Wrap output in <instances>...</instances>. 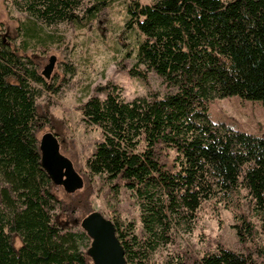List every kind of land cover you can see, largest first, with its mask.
<instances>
[{"label":"trees","instance_id":"1","mask_svg":"<svg viewBox=\"0 0 264 264\" xmlns=\"http://www.w3.org/2000/svg\"><path fill=\"white\" fill-rule=\"evenodd\" d=\"M117 1L22 0L35 27L25 35L36 23L88 27ZM126 12L136 38L130 75L146 80L153 72L168 91L125 102L109 83L96 89L105 99L93 96L80 111L103 137L87 161L89 174L130 191L141 209L142 239L112 221L126 264H152L153 252L171 243L172 220L195 218L208 201L234 204L245 192L264 220V138L208 115L213 101L233 96L264 105V0H132ZM44 87L32 61L0 36V264H93L88 234L56 220L57 210L82 207L63 205L42 165L37 134L50 126L61 136L39 103ZM240 218L237 232L247 246L255 226ZM260 253L219 247L169 264H264Z\"/></svg>","mask_w":264,"mask_h":264},{"label":"rangeland","instance_id":"2","mask_svg":"<svg viewBox=\"0 0 264 264\" xmlns=\"http://www.w3.org/2000/svg\"><path fill=\"white\" fill-rule=\"evenodd\" d=\"M130 1H117L88 27L79 28L67 23L44 27L36 23L39 27L36 26L35 32L29 30L26 37L25 28L35 27L34 20L30 22L20 8L22 0H0V36L29 58L42 77L51 58H56L50 79L43 77L48 87L43 88L39 103L55 119L61 134L57 136L61 154L71 160L84 181L83 187L74 194L63 187H55L54 193L63 205L75 207L79 202L82 207L73 213L57 210V222L65 228L81 229L85 218L100 212L111 221L119 220L124 232L130 229L132 235L142 239L141 209L133 194L123 187L115 190V182L89 174L87 161L103 137L100 129L84 122L80 111V106L93 96L105 99L106 94L96 93V89L109 83L120 87L125 102L149 97L151 93L163 96L168 91L162 79L153 72H146V80L129 73L134 67L136 52L135 34L126 28V6ZM137 1L142 5L154 2ZM141 70L146 69L141 67ZM208 115L214 124L264 138V105L259 101L239 96L217 99L210 104ZM48 133L55 135L50 126L41 129L37 134L39 141ZM245 195L242 192L237 196L234 204L211 200L200 208L195 218L184 214L173 219L171 243L161 245L153 252L152 264L174 263L192 251L202 256L219 247L236 251L257 247L264 255V220L254 207H248ZM243 214L255 226V235L247 246L242 245L237 232ZM16 241L19 247L21 241Z\"/></svg>","mask_w":264,"mask_h":264},{"label":"water","instance_id":"3","mask_svg":"<svg viewBox=\"0 0 264 264\" xmlns=\"http://www.w3.org/2000/svg\"><path fill=\"white\" fill-rule=\"evenodd\" d=\"M56 58L43 72L45 79H50ZM42 165L53 183L74 194L83 185V178L76 172L73 163L60 152V143L53 133L46 134L40 141ZM82 229L92 240L89 257L93 264H126L125 251L118 238L115 224L100 212L89 215L81 224Z\"/></svg>","mask_w":264,"mask_h":264}]
</instances>
